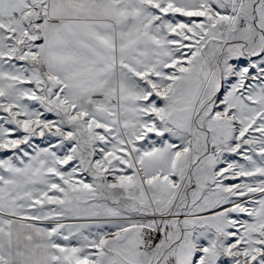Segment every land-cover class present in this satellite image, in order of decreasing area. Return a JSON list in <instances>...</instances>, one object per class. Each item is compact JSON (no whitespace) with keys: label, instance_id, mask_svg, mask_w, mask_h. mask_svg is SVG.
Segmentation results:
<instances>
[{"label":"snow or ice","instance_id":"obj_1","mask_svg":"<svg viewBox=\"0 0 264 264\" xmlns=\"http://www.w3.org/2000/svg\"><path fill=\"white\" fill-rule=\"evenodd\" d=\"M0 264H264V0H0Z\"/></svg>","mask_w":264,"mask_h":264}]
</instances>
